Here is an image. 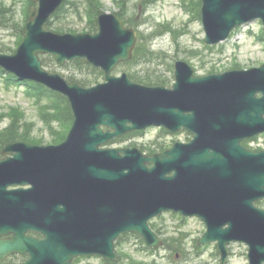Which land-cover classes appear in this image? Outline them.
<instances>
[{"label":"water","instance_id":"obj_1","mask_svg":"<svg viewBox=\"0 0 264 264\" xmlns=\"http://www.w3.org/2000/svg\"><path fill=\"white\" fill-rule=\"evenodd\" d=\"M34 1L39 5L23 42L13 54L0 53V67L67 95L74 121L58 145H5L0 235H13L0 238V264H73L84 254L114 259V240L126 231L141 233L157 247L161 240L148 221L165 210L202 217L208 229L199 244L218 240L221 264L231 241L249 246L250 264H263L264 209L254 202L264 197V151H250L240 141L264 131V65L199 77L179 60L173 88L138 84L125 73L111 75L131 57L137 39L116 14L102 13L95 33L60 34L45 23L63 0ZM202 2L209 44L226 39L238 25L264 23V0ZM41 53L53 54L60 64L85 58L104 69L107 82L89 88L69 82L43 67ZM154 125L185 127L195 136L153 155L136 147L100 148ZM13 253L29 258L4 263Z\"/></svg>","mask_w":264,"mask_h":264},{"label":"rangeland","instance_id":"obj_2","mask_svg":"<svg viewBox=\"0 0 264 264\" xmlns=\"http://www.w3.org/2000/svg\"><path fill=\"white\" fill-rule=\"evenodd\" d=\"M90 1L95 4L98 12H120V0H68L58 17L52 18L49 28L61 32L72 31L74 33L85 32L89 25V20L94 18L90 12ZM136 0L127 2L126 18L129 24L134 26L143 37V43H152L154 55L145 64L164 71L170 57L176 56L174 60L182 59L194 66L198 75L210 72H223L228 69L248 68L264 62V29L259 22L250 23L239 27L227 41L220 43L210 49H206L204 42V31L201 20L197 15L196 0H154L148 8L139 10ZM0 3L12 10L9 24L13 28L0 27V45L10 48L5 53H13L20 44V39L16 35L19 25L22 24L24 11L28 8L26 0H0ZM171 26L178 32L170 34ZM149 40V41H147ZM44 57H48L44 55ZM145 60V59H144ZM143 60V61H144ZM55 63V62H54ZM50 69L56 70L63 75H77V78H87L91 84L102 81V73L92 74L86 67L79 68L75 64L59 66L52 63ZM138 71L139 65H128L119 67L115 73ZM173 78H171V82ZM24 86L7 87L3 80H0V128L7 127L13 120H17L21 132L29 136V141H43L49 143L53 139L49 126L43 122L44 112H50L51 102L48 98L42 101L33 96L25 94ZM58 130V125L53 123ZM159 129L151 128L145 131L144 136L139 137V144L148 143L155 138ZM189 134L185 131L161 137L167 143L174 141H187ZM264 208V200L259 202ZM152 225L156 229L163 230L167 236H182L183 250L186 255H179L175 258L173 247L168 251L166 248L157 249L155 253L143 250L139 240L133 236L123 237L120 243V250L123 252L125 264H219V257L215 254V244H208L202 250H196L193 246L205 231V226L198 218H182L178 214L164 213L152 219ZM118 244V243H117ZM119 249V245H118ZM229 257V264H248L247 246L244 244H233ZM74 264H107L101 258H80L75 259Z\"/></svg>","mask_w":264,"mask_h":264},{"label":"trees","instance_id":"obj_3","mask_svg":"<svg viewBox=\"0 0 264 264\" xmlns=\"http://www.w3.org/2000/svg\"><path fill=\"white\" fill-rule=\"evenodd\" d=\"M129 0H121V9L120 12H117V14L124 20L125 23L129 24V21L126 18V14L128 13L127 10V2ZM151 1L154 0H136L135 2L137 3L139 10L141 9H145L148 8L149 5L152 3ZM65 4H63L64 6ZM90 11H89V15L90 12L92 14H94V18L92 19L91 15V21L89 24V30L90 31H95L97 29V10H96V6L95 4H92L90 1ZM197 5H200L199 0H197ZM28 8L24 11L23 14V20H22V24L19 25V31L16 30V35L18 36L19 39L22 38L23 33H24V28H25V23L27 22L29 15H30V10L33 6H35V4L32 2V0H28ZM62 6V7H63ZM62 7L59 9V11L56 13L58 17L60 14V11L62 9ZM12 12V10L8 7H5L4 5H2V3H0V27L1 28H13L14 26H12L11 24H9V22L11 21V16L10 13ZM50 25V22H49ZM165 27H170V29L166 30L169 31L170 34H175L178 31L174 28H172L169 25H166ZM143 38H140V41L137 45V47L134 50V54H133V58L132 60L128 63V65H139L141 66V69H139L138 71H132L130 76L131 78H133L136 81H139L141 83L144 84H149V85H153V84H169L171 82V78L170 76L173 77V57H170V61L167 62V58L164 60V63H167V67L164 71L159 70L158 68H154L150 65L145 64L147 61H150L152 59L151 56L154 55V52L151 48L150 42L147 44L143 43ZM149 41V40H147ZM10 48L6 47V46H1L0 45V51H6L9 50ZM145 59V60H144ZM44 60V64L46 66H51L52 63L55 65L54 60L48 56L43 58ZM144 60V61H143ZM71 64H75L76 66H78L79 68H83L86 67L90 70V72L92 74H97L100 72V70L90 66L89 64H87L84 60H77ZM69 65V64H68ZM101 73V72H100ZM70 81H76L81 85H89L91 84V82L87 79V78H77L76 74L70 75L69 77H67ZM4 80L7 84H12L13 82H17V79H15L12 75L7 74L6 72H4L3 70L0 69V80ZM30 85L35 88L33 90L32 93L36 94L39 98V100H41L42 98H48L51 103H53V105L51 106V112H47L44 114V119L46 122H48L50 124V127L52 128L51 124L53 122L59 124V134L61 135L63 132H66L69 127L70 124L72 122L73 116H72V112L70 109V105L68 103V100L65 96L54 93V92H50L47 89H45L43 86L41 85H36L34 83H30ZM37 90L39 91L37 93ZM141 134V132L138 131H134L131 133H128L120 138H116L114 139L111 143H122L125 141H129V140H133L139 137V135ZM55 138L61 139V137L56 136ZM17 140H24V141H28L29 140V136L26 135L25 132H21L19 129V125L17 123V120H13L7 127L5 128H0V156H1V151L3 146L7 143V142H12V141H17ZM56 140V141H57ZM37 142H43V141H37ZM168 146V144L164 141V140H155L150 142L147 145H142L143 149H148L151 152H159L162 151L163 149H165ZM131 235L135 238H137L139 240V242H144L141 237L138 234H126L125 236ZM182 238L178 237V238H172V242H174L173 247L178 248L177 250H175L176 254L178 253L179 255H186V252L183 250V247L180 246L182 244ZM175 254V255H176ZM20 256L15 255L12 258H18Z\"/></svg>","mask_w":264,"mask_h":264},{"label":"flooded vegetation","instance_id":"obj_4","mask_svg":"<svg viewBox=\"0 0 264 264\" xmlns=\"http://www.w3.org/2000/svg\"><path fill=\"white\" fill-rule=\"evenodd\" d=\"M242 144L254 151L264 150V133L244 139Z\"/></svg>","mask_w":264,"mask_h":264}]
</instances>
